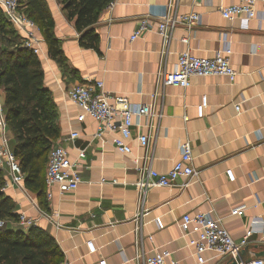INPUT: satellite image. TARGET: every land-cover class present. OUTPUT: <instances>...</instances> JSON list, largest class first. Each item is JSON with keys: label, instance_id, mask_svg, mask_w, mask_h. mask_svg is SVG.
Returning <instances> with one entry per match:
<instances>
[{"label": "crops", "instance_id": "1", "mask_svg": "<svg viewBox=\"0 0 264 264\" xmlns=\"http://www.w3.org/2000/svg\"><path fill=\"white\" fill-rule=\"evenodd\" d=\"M45 2L70 70L64 73L49 57L38 27L33 44L43 83L57 110L59 136L54 143L79 165L82 182L66 194L53 187L46 211L25 186H9L5 194L16 203L18 213L55 238L64 255L61 264H99L101 258L107 264H144L154 248L171 252L179 264H197L193 248L187 246L194 235L184 236L179 227L184 214L210 211L235 241L245 236L254 219L264 225V18L250 20L247 27L239 18H223L222 10L238 0H113L94 25L99 36L96 51L79 45L74 21L67 18L59 0ZM169 2L176 14L199 13L201 24L190 30L178 25L163 39L156 26ZM256 9L264 16L263 3L257 2ZM143 20L148 29L131 40ZM17 32L23 40L24 32ZM223 33L230 39V62L237 72L233 82L210 76L192 77L185 88L162 85V73L175 69L177 55L185 48L182 37H190L194 54L211 56L222 47ZM96 81L103 82L108 95L124 96L134 104L148 103L149 95L158 93L160 115L149 128L133 129L130 153L115 149L116 130L100 133L99 123L91 117L77 120L81 111L67 91ZM202 96L208 105L199 118L196 105ZM113 119L117 123L119 116ZM71 133L77 137L70 139ZM138 133L148 134L146 148L134 140ZM187 138L192 141V166L197 174L185 187L186 179L179 178L139 198L138 167L168 171L179 158V143ZM229 168L235 176L232 182L225 175ZM242 205L243 217L230 214ZM245 246L250 255L263 250V234H253ZM203 257L202 264L229 260L214 258L210 251Z\"/></svg>", "mask_w": 264, "mask_h": 264}, {"label": "built area", "instance_id": "2", "mask_svg": "<svg viewBox=\"0 0 264 264\" xmlns=\"http://www.w3.org/2000/svg\"><path fill=\"white\" fill-rule=\"evenodd\" d=\"M264 0H238L222 10V16L231 20L239 18L243 27H247L252 19L264 18L259 15L256 9V3ZM110 2L108 5H110ZM0 7L5 12L8 20L16 27L18 31H23L25 38L22 45L33 49L34 33L37 25L30 20L23 12L19 10L17 0H0ZM201 24V15L199 13L176 14L172 12V5L166 6L165 11L159 17L157 30L163 39H166L170 32L178 25L184 26L187 30L193 29ZM147 28V20H143L140 26L131 36L134 40ZM189 36H184L180 41L185 48L179 51L175 69L162 73V85L185 88L190 85L192 77H210L224 76L231 82L236 78L237 72L232 67L230 56L232 54L230 39L227 33L222 35V47L215 51L211 56L196 55L189 47ZM67 95L70 101L80 109L77 115L79 122L84 121L86 116L91 117L99 123V132L105 130H116L117 137L114 139V146L120 153H130L132 151L128 141L133 136V129L139 127L149 128L151 120L159 116V106L157 104L158 93L149 95L148 103L134 104L124 96H110L103 91V82L96 81L93 85L76 84L72 86ZM207 97L202 96L199 104L196 105V113L199 118L204 115L207 107ZM235 110L240 111V105H235ZM119 116L117 123L114 117ZM77 133H71L70 139H75ZM134 140L141 148L148 145L149 136L146 133H138ZM179 158L173 166L166 172H160L149 169L145 166L138 167V176L135 182L139 198H142L146 192L154 188L171 186L177 179L185 178L183 187L188 185L189 180L197 174L192 166V141L187 138L179 143ZM83 154V151L81 152ZM0 169L6 172L7 180L4 181L2 191L5 192L9 186L24 187V174L21 171L19 161L12 152L9 145V137L5 113L3 108V99L0 95ZM225 175L232 182L235 179L232 169H226ZM82 182L79 165L70 159L67 150L60 144L53 142L48 154L45 170V188L46 199L52 198L51 189L56 187L60 194H66L75 191ZM101 182H106L102 179ZM116 183L115 180L111 181ZM230 214L243 217L245 215V206L234 207ZM49 217V215H48ZM18 223L27 228L34 225V220L19 213ZM179 227L184 236H191L188 240V247L193 248V255L197 259V264L205 262L203 253L210 251L214 258H239L240 250L247 244V240L253 234L260 232L264 236V225L260 220L254 219L246 231L244 237L235 241L228 230L222 225L220 218L213 217L210 211L198 212L195 214H184ZM152 241V237L148 236ZM137 259V257L135 258ZM144 264H179L171 257V252L167 250H153V254L145 256ZM99 264H107L106 259L101 258ZM238 264H264L263 258H251L248 262H239Z\"/></svg>", "mask_w": 264, "mask_h": 264}, {"label": "trees", "instance_id": "3", "mask_svg": "<svg viewBox=\"0 0 264 264\" xmlns=\"http://www.w3.org/2000/svg\"><path fill=\"white\" fill-rule=\"evenodd\" d=\"M112 1L59 0L67 18L74 21L81 47L98 51L99 36L94 25L100 11ZM18 5L37 25L47 43L49 57L64 73L68 72L70 67L55 36V23L45 0H18ZM0 92L9 145L24 174V186L46 211L45 170L51 145L59 136L57 110L43 83L37 54L22 45V38L1 7ZM4 181L0 169V264H61L63 252L47 230L38 225L25 228L18 223L17 205L2 191Z\"/></svg>", "mask_w": 264, "mask_h": 264}, {"label": "water", "instance_id": "4", "mask_svg": "<svg viewBox=\"0 0 264 264\" xmlns=\"http://www.w3.org/2000/svg\"><path fill=\"white\" fill-rule=\"evenodd\" d=\"M263 258L264 257V249L257 251V252H252L251 255L249 253L248 247L244 246L240 252H239V258H230L225 264H238L240 261L241 262H248L250 261L251 258Z\"/></svg>", "mask_w": 264, "mask_h": 264}, {"label": "rangeland", "instance_id": "5", "mask_svg": "<svg viewBox=\"0 0 264 264\" xmlns=\"http://www.w3.org/2000/svg\"><path fill=\"white\" fill-rule=\"evenodd\" d=\"M17 2H18V0H17ZM21 6V5H20ZM19 9H20V7H19ZM2 43H4L5 44V41L4 42H2ZM10 44H7V46H9ZM9 47H12V46H9ZM4 174H6V172L5 171H3V175Z\"/></svg>", "mask_w": 264, "mask_h": 264}]
</instances>
